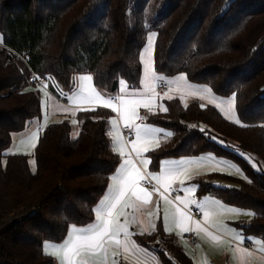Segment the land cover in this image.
I'll return each mask as SVG.
<instances>
[{
	"label": "trees",
	"instance_id": "1",
	"mask_svg": "<svg viewBox=\"0 0 264 264\" xmlns=\"http://www.w3.org/2000/svg\"><path fill=\"white\" fill-rule=\"evenodd\" d=\"M153 32L156 73L233 96L240 123L211 103L165 98L166 111L143 113L171 131L149 152L152 169L164 158L207 153L232 161L242 174L213 170L195 179L197 193L253 210L235 224L264 239V0H0V264H58L44 242H63L72 227L94 222L121 161L108 133L113 113L100 106L78 112L76 136L68 119L49 123L35 170L27 154H6L13 135L41 117V89L30 87V73L68 92L85 72L112 95L121 79L136 88ZM246 153L257 155L258 168ZM177 236L160 223L136 239L154 247L162 264H195ZM160 237L164 244L155 247Z\"/></svg>",
	"mask_w": 264,
	"mask_h": 264
},
{
	"label": "crops",
	"instance_id": "2",
	"mask_svg": "<svg viewBox=\"0 0 264 264\" xmlns=\"http://www.w3.org/2000/svg\"><path fill=\"white\" fill-rule=\"evenodd\" d=\"M153 44L154 37H152V47H146L145 52L142 50V63L145 59V63H149L151 65V70L153 74L157 77L156 80L153 81L155 85L154 92H146L144 81H145V73H144V63H143V71L142 78L139 87L132 88L128 85L125 80H120L119 82V92L117 94H109L106 91L98 88L94 82V78L92 73L85 72L76 74L74 78V89L71 92L59 87L55 83L51 84L48 82V85L45 87H41L40 97H41V117L34 119L25 129L17 132V135H22V144H24L28 138L27 135L31 134V137H34V141L32 145L39 136H41L44 128L52 122H61L66 119L74 118L78 114L80 110L87 108H95V107H104L105 101H111L113 104L117 103L118 99L123 95L125 99L130 100H151L152 106L150 109L141 107L137 110V118H133V121L140 120L142 122L141 126H148L154 129H157L155 124L150 123L145 120L144 112L147 110H154L156 108L162 109L165 106L164 99L168 97H163L165 92H160L157 90V84L159 82L165 81L170 84V89L177 91L176 94L184 93L185 89H187L186 93L191 95L193 99H200L202 103H211L215 105L219 111L229 120L236 121V109L233 110V103L229 100H225L224 98H217L216 95L210 90L209 87L203 85H196L194 83L189 82L184 75H178L175 77H163L156 73L153 66ZM144 55V57H143ZM81 76H91L92 80L88 81L91 85V88L94 90L95 94H98L101 99L95 101H89L88 99L81 98L80 88H81ZM181 76L184 77L186 82V86L178 89L175 81H177ZM123 81V84H121ZM171 82V83H170ZM202 89H209V92H202ZM125 93H137L135 96L125 95ZM139 93H145L144 95H139ZM178 96V95H176ZM116 97V101L113 98ZM217 99H221V105L217 103ZM182 100V99H181ZM235 105V104H234ZM231 108V113H229L228 109ZM112 112L114 111L112 108H108ZM118 113V112H116ZM119 117L114 116V121L116 123H111V135L109 132V136L112 142V146L114 150L119 154V150L123 148V151L126 153H131L128 157H121V161L118 164L116 170L114 171L110 185H114V177L118 176V169L124 163V160L132 159L133 162L137 165V167L142 168L143 171H146L154 176H162L165 172V165L167 164V159L164 158L160 162V166L158 169H152L151 167V158L149 152L158 146H160L165 139L169 138V135L162 132L159 134H155L153 139H155V144L148 145V151L143 152L140 156H137L134 150H132L131 144L135 141L136 137L132 138L130 141H126L123 139L121 133V123H123V115L118 113ZM142 117L143 119H140ZM112 124L115 125V130L112 134ZM170 131V130H169ZM79 133V132H78ZM121 137V142H117V135ZM158 135V136H156ZM40 138V137H39ZM31 145V146H32ZM28 149H31L28 148ZM27 150V149H24ZM9 153H14L13 151ZM120 155V154H119ZM205 155V154H204ZM204 155H201L204 157ZM200 156H192V157H178L176 158V162L179 164L178 169L185 172L186 175L181 177L183 182L188 180V182H192L196 191V196L193 198L189 196L188 191L182 189V193L180 195H170L167 192L168 200H171L172 203L168 204L165 202L163 198L159 195L160 190L163 185H158L156 180L153 179L154 187H147L143 183H141V187L147 189L150 193H153L149 202L147 204H143L140 207L136 206H128L125 207L124 204H117L116 208L112 209L114 213L119 217L120 222L123 223L125 217L120 215V213H126L128 223V238L126 245L116 246L115 244L107 245L104 250H97L94 253H89L86 256H80L77 259L81 262V264H121V262H126L129 264H141V257L143 254H148L147 250L151 247L150 245L140 244L136 239V234H148L157 229L160 223L163 225V228L166 232L172 233L174 235H178L183 233V230L178 226L176 222L172 219L176 213V207L180 206L182 210L186 212V215L190 217V220L186 223L191 227V231L197 236L198 243L196 245L195 251H189L191 256L193 257L195 264H264V239L260 237L247 236L245 235L235 224L237 220H248L250 219V215L244 217V215L240 212H233L229 210V208H223L221 204L212 203V200L209 201L218 206L221 211L212 212L211 209H205L200 207V200H204L207 195L211 194H198L197 193V183L195 179L198 177L207 178V175L211 171H206L200 173ZM143 159H147L149 161L148 165L144 166L140 163ZM169 161V160H168ZM196 161V162H195ZM177 164V165H178ZM204 173V174H202ZM180 180H176L173 182L172 186L181 188L182 186L179 184ZM183 188V187H182ZM113 191L109 188L106 196L102 201H106V198L112 197ZM176 196H180L182 199L188 201H194V203H189L185 207V205L180 204V202L175 200ZM214 196V195H213ZM216 197V196H214ZM131 205V202H128ZM223 203V202H222ZM229 205V204H225ZM191 206L199 207L202 211L201 215L198 217L193 216L190 213L189 208ZM103 207V205L99 204L98 208ZM229 207H234V205H230ZM236 207V206H235ZM167 210L168 219L165 221V211ZM207 212V216L204 213ZM244 218H243V217ZM97 220L95 219L93 223L87 226H74L70 229V232L66 239L63 242H55L52 240H46L43 244L44 251L53 255L58 264H68V260L66 258L65 252L66 249L75 242V238L81 233L82 230H88L91 226L95 225ZM197 223L199 224V228H197ZM121 240L124 239L123 235L120 237ZM56 244H52L51 242ZM248 243H253L254 246H248ZM161 242L157 241L154 243V246H160ZM155 246V247H156ZM46 247L49 248V251L46 250ZM59 250V252H58ZM60 254H58V253ZM136 252V253H134ZM137 252L138 255H137ZM193 254H192V253ZM133 254V255H132ZM59 256L61 261L59 260ZM138 257V260L136 259Z\"/></svg>",
	"mask_w": 264,
	"mask_h": 264
},
{
	"label": "snow or ice",
	"instance_id": "3",
	"mask_svg": "<svg viewBox=\"0 0 264 264\" xmlns=\"http://www.w3.org/2000/svg\"><path fill=\"white\" fill-rule=\"evenodd\" d=\"M156 35L155 32L151 34L148 41V47H152V37ZM145 81L144 86L146 92H154L155 85L153 83L157 77L153 74L151 70V65L145 63L144 65ZM82 83L80 88L81 98L88 99L89 101H95L101 99L98 94L94 93L91 85L87 83L92 80L91 76H81ZM171 83V82H170ZM178 89L186 86L184 77L181 76L177 81H175ZM123 84V81H121ZM202 92H209V89H202ZM145 93H139V95H144ZM125 95L135 96L137 93H125ZM172 99V97H168ZM152 106L151 100H130L125 99L122 95L117 103L113 104L111 101H105L104 107L112 108L114 111L121 113L123 115L124 127L128 129H133L135 132V141L132 142V150L137 156H140L143 152L148 151V145L155 144L156 141L153 139L155 134L159 129H154L148 126H141L133 122V118H137V110L141 107L150 109ZM166 111V109H165ZM231 113V108L228 109ZM140 119H143L140 117ZM116 123V121H113ZM237 124L240 123L239 120L236 121ZM203 131V130H201ZM117 142H121V137L119 134L116 137ZM215 139V137H213ZM221 143H223L221 141ZM121 157H128L131 153H126L123 148L119 150ZM140 163L144 166L148 165L149 161L143 159ZM118 176L114 177V185H109V188L113 191V196L106 198V201H101L103 207L96 210V220L97 223L90 227L88 230H82L81 233L75 238V242L72 243L65 252L68 264H81L77 259L80 256H86L89 253H94L97 250L106 249L107 245L115 244L116 246L126 245L128 238V219L126 213H120L124 216V222L121 223L119 217L112 211L116 208L117 204H124L125 207L136 206L140 207L143 204H147L153 195L144 187H141V183H151L153 179L156 180L157 184H162L163 187L159 192L161 198L165 200L166 203L171 204L172 201L168 200L167 192L172 188V184L176 180H180L183 183L181 177L185 176L186 173L178 168H169L165 170L162 176H154L142 168L137 167L132 159H125L124 163L117 170ZM192 189H189L191 191ZM175 200L180 202V204L187 206L189 203H194V201H188L182 199L180 196H176ZM128 202H131L129 205ZM177 215H174L172 219L178 224V226L183 230V232L191 231L187 221L190 217L186 215V212L182 210L180 206L176 207ZM207 216V212L204 213ZM168 219L167 210L165 211V221ZM197 228L199 224L197 223ZM123 235L124 239L121 240L120 237Z\"/></svg>",
	"mask_w": 264,
	"mask_h": 264
},
{
	"label": "rangeland",
	"instance_id": "4",
	"mask_svg": "<svg viewBox=\"0 0 264 264\" xmlns=\"http://www.w3.org/2000/svg\"><path fill=\"white\" fill-rule=\"evenodd\" d=\"M151 34L148 35V38H147V40H146V42H145V44L143 46V53L145 52L146 47L148 46V41H149V37L151 36ZM143 57H144V55H143ZM143 63L145 64V59H144ZM196 85H198V84H196ZM203 86H205V85H203ZM30 87L36 89L38 86L30 85ZM39 88L41 89V87H39ZM186 91H187V89H185V92L184 93L176 94L177 93L176 90L173 91V89H170V90H167L166 91L167 93H165L163 96H161V98H163V97H169V96L170 97H173V96L178 95L176 97H179L180 99H182V101H183L184 104H187V103L191 102L192 100H198V99H193L191 97V95H189V94L186 93ZM216 97L217 98H224L227 101L230 100L233 103L232 109L235 110L233 96H218V95H216ZM219 100H221V99H217V103H218V105L219 104L221 105L222 101H219ZM165 109H166V106H164V108H162L160 110H165ZM114 120H115L114 119V116L112 115V117L110 118V121H109V126L110 127H111L110 124ZM70 121H71L72 126H73L72 134L74 136H76L78 134L80 128H79V126L76 123V119L70 118ZM133 122L135 124L142 125V122L140 120H137L136 122L133 121ZM156 126H159V125H156ZM110 127H108L109 128L108 133L110 132V135H111V128ZM157 129L161 130L160 132L158 131L159 134L162 133V132H164L167 135H169L170 132H171V131H169L168 128H164V127H161V126L157 127ZM114 130H115V125L112 124V134H113V131ZM30 135L31 134H29V135L26 136L28 138V140L24 144H22V138H24V137H21L22 135H20V134L17 135V133H15L13 135L11 144L5 150V153L6 154L9 153V150H10V152L13 151L14 153H24V154H27L29 156L30 168L32 170H35L36 169V160H35V156H34V150H35L36 144L38 143V140H39V137L40 136L38 134L37 140L32 145V143L34 141V137H31L32 135L31 136ZM156 136H158V135H156ZM168 139L169 138L165 139L164 142H166ZM30 147H31V149H28ZM24 149H27V150H24ZM245 156L249 160V162L252 163V165L255 168H258V166H257V161L258 160H257V155L256 154H253V153L248 154V153H246ZM198 158H201V163H200L201 165L199 166L200 169H201L200 170V173L201 172H204V171H206V173H208L209 171L218 170V171H224V172H229V173L242 174V171H241V169H240L239 166H237L235 163H233L232 161H230V160H228V159H226L224 157H218V156H215L212 153H207V154L204 155V157L200 156ZM4 159H5V157H4ZM187 159H188V157H187ZM176 160H177L176 157H171V159H167V164L165 165V169L179 167V164L176 162ZM204 173H202V174H204ZM212 182L215 183V184H217V185H225V184H228V182L223 181V180H219V179H214V180H212ZM179 184L183 187V188L182 187L180 188L181 191H183L182 189H185L186 191H188L189 196H191L192 198L194 196H196V191H195V188L193 186L194 184L192 182H188V180L187 181L185 180L183 183L180 182ZM189 189H192V190L189 191ZM210 199L212 200V203L221 204L222 206H224L223 208H226V210H227V208H229V210H232L233 212H237L238 211V212L242 213L244 215V217L249 216V215H250V217H252V215H253V210H251V209H243V208L235 207V206L234 207H229L230 205H225L226 203H222V201L220 199H218L217 197H214L213 195H207L206 198L204 197V200H202V201L200 200V207L205 208V209H208L209 208V209L212 210V212H218L219 213V211H221V209H219L218 206L212 204L209 201ZM21 217H23V216H20V217H17L15 219L11 220V222L8 223V224H6L4 226V228H6V226L9 225V224H11L12 222L20 219ZM157 241H160L161 242L160 246L164 244V239H162L161 237L160 238H157L154 243H156ZM51 243L52 244H56L54 242H51ZM187 249H188V247H187ZM46 250L49 251V248L46 247ZM58 252H59V250H58ZM147 252H148L149 255L143 254V256H140L141 257V260H140L141 261V264H162L161 259H160L159 255H158V253H157V251H156V249L154 247L153 248H150L149 250H147ZM134 253H136V252H134ZM138 253L139 252H137V255H138ZM58 254H60V253H58ZM136 259L138 260V257H136ZM59 260L61 261L60 256H59Z\"/></svg>",
	"mask_w": 264,
	"mask_h": 264
},
{
	"label": "built area",
	"instance_id": "5",
	"mask_svg": "<svg viewBox=\"0 0 264 264\" xmlns=\"http://www.w3.org/2000/svg\"><path fill=\"white\" fill-rule=\"evenodd\" d=\"M28 83L30 85H35V86H40V87H45L48 85V78L45 75H40L37 74L36 72H31L29 77H28ZM170 88V84L168 82L162 81L157 84V90L160 92H165ZM116 97L113 98L114 101H116ZM114 116L119 117L118 113L112 112ZM121 133L123 136V139L126 141H130L132 138L135 136V132L133 129H128L124 127V123H121ZM147 187H154L156 184H154V181L151 183H143ZM170 195H180L182 191L180 188L172 186L171 189L168 190ZM190 213L198 217L201 215L202 211L199 207L191 206L189 208ZM178 240L181 242H185L188 248L192 251H195L196 245L198 243L197 236L194 234V232L189 231V232H183L181 234H178L177 236ZM248 246H254L253 243H248Z\"/></svg>",
	"mask_w": 264,
	"mask_h": 264
}]
</instances>
